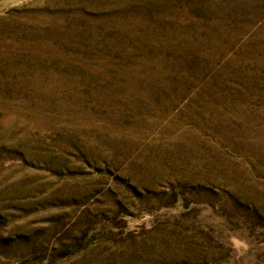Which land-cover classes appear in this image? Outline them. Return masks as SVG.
Masks as SVG:
<instances>
[{
  "label": "rangeland",
  "instance_id": "obj_1",
  "mask_svg": "<svg viewBox=\"0 0 264 264\" xmlns=\"http://www.w3.org/2000/svg\"><path fill=\"white\" fill-rule=\"evenodd\" d=\"M0 264H264V0H0Z\"/></svg>",
  "mask_w": 264,
  "mask_h": 264
}]
</instances>
